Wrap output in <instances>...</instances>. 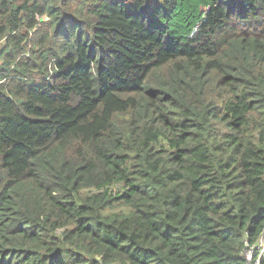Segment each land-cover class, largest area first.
I'll list each match as a JSON object with an SVG mask.
<instances>
[{
	"label": "trees",
	"instance_id": "1",
	"mask_svg": "<svg viewBox=\"0 0 264 264\" xmlns=\"http://www.w3.org/2000/svg\"><path fill=\"white\" fill-rule=\"evenodd\" d=\"M263 231L264 0H0V264H246Z\"/></svg>",
	"mask_w": 264,
	"mask_h": 264
},
{
	"label": "built area",
	"instance_id": "2",
	"mask_svg": "<svg viewBox=\"0 0 264 264\" xmlns=\"http://www.w3.org/2000/svg\"><path fill=\"white\" fill-rule=\"evenodd\" d=\"M244 256L246 264H260L261 259L264 257V231L257 248H248L244 252Z\"/></svg>",
	"mask_w": 264,
	"mask_h": 264
}]
</instances>
